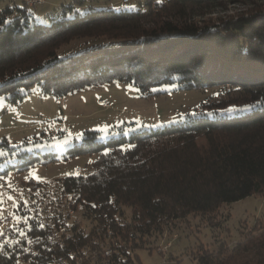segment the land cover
Instances as JSON below:
<instances>
[{
    "label": "trees",
    "instance_id": "trees-1",
    "mask_svg": "<svg viewBox=\"0 0 264 264\" xmlns=\"http://www.w3.org/2000/svg\"><path fill=\"white\" fill-rule=\"evenodd\" d=\"M217 1L142 0L136 10L92 7L47 24L24 12L0 28V94L10 92L14 100L35 85L63 96L113 80L149 96L164 84L241 93L232 102L204 100L183 122L129 136L100 140L98 132L86 131L72 151L97 153L93 169L59 181L63 195L71 196L69 207L92 226L69 223L67 215L50 222L21 218L0 236V264H76L83 252L106 244L116 249L117 261L134 262V249L154 234L161 240L180 216L212 215L224 202L264 195V7L217 24L173 16L180 4ZM97 34L111 42L58 55L68 40ZM5 148L32 163L20 146L0 151ZM23 207L18 211L26 212ZM244 229L235 243L223 241L213 250L200 245L191 257L197 264H264V221Z\"/></svg>",
    "mask_w": 264,
    "mask_h": 264
},
{
    "label": "rangeland",
    "instance_id": "rangeland-1",
    "mask_svg": "<svg viewBox=\"0 0 264 264\" xmlns=\"http://www.w3.org/2000/svg\"><path fill=\"white\" fill-rule=\"evenodd\" d=\"M141 2L0 0V21H4L0 22V28L24 12L31 14V21L47 24L53 18H69L92 7L136 10ZM263 7L264 0L186 3L185 6L178 5L173 16L188 23L217 24ZM110 42L101 34L79 36L61 44L58 55L65 57ZM176 87L175 84H164L154 89L159 93L149 96L129 82L113 80L89 83L63 96L46 92L40 85L28 91L22 89L25 95L21 99L14 100L10 92L1 93L0 146H20L32 155V163H25V156L20 152H10L8 148L0 151V155L7 154L0 161V236L28 216L50 222L53 215H67L69 223L79 220L88 229L92 226L82 217L80 209L69 207L71 196L63 195L59 181L66 176L87 174L93 169L97 153L73 154L72 151L86 131L98 132L100 140L121 134L129 136L141 129L183 122L204 100L219 104L241 96L240 92L230 89L218 92L216 87ZM99 99L107 100L109 104L104 105ZM20 205L26 212L18 211ZM130 215L126 210L125 217L129 219ZM258 220L264 221V195L261 194L224 202L212 215L188 212L176 219L171 228H166L167 241L171 245L165 251L159 250L160 236L154 234L143 246L134 249L138 255L134 262L122 264H197L191 255L198 246L213 250L223 241L233 244L240 239V232L245 231L244 226H251Z\"/></svg>",
    "mask_w": 264,
    "mask_h": 264
},
{
    "label": "built area",
    "instance_id": "built-area-1",
    "mask_svg": "<svg viewBox=\"0 0 264 264\" xmlns=\"http://www.w3.org/2000/svg\"><path fill=\"white\" fill-rule=\"evenodd\" d=\"M125 1H127V0H125ZM99 102L104 104V105L109 104V102L107 100H100ZM79 170H81V168H79ZM64 230L65 229L63 228L62 231H64ZM167 232H168V230H165L164 233L162 234V238H161V242H160L161 247H159L160 251H165L171 245V242L167 241L168 240V233ZM54 238H55L54 233L51 235V239L49 238V236L47 237V239L49 241L54 240ZM102 248H103L102 250H100V249H96L93 251L86 250L85 252H83L82 255L77 257L76 264H122L121 261H117L116 258L113 256L116 249L109 246L108 244L104 245ZM116 256L119 257V254H116ZM59 260L60 259H58L57 261H59ZM53 264H55V263H53ZM56 264H58V262Z\"/></svg>",
    "mask_w": 264,
    "mask_h": 264
},
{
    "label": "snow or ice",
    "instance_id": "snow-or-ice-1",
    "mask_svg": "<svg viewBox=\"0 0 264 264\" xmlns=\"http://www.w3.org/2000/svg\"><path fill=\"white\" fill-rule=\"evenodd\" d=\"M228 111H233V109H228Z\"/></svg>",
    "mask_w": 264,
    "mask_h": 264
},
{
    "label": "crops",
    "instance_id": "crops-1",
    "mask_svg": "<svg viewBox=\"0 0 264 264\" xmlns=\"http://www.w3.org/2000/svg\"><path fill=\"white\" fill-rule=\"evenodd\" d=\"M100 100H103V99H99V101H100Z\"/></svg>",
    "mask_w": 264,
    "mask_h": 264
}]
</instances>
